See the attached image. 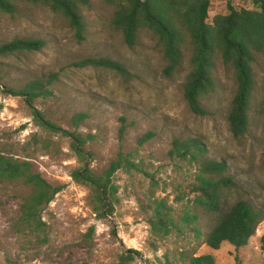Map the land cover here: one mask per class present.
<instances>
[{
  "label": "rangeland",
  "instance_id": "1",
  "mask_svg": "<svg viewBox=\"0 0 264 264\" xmlns=\"http://www.w3.org/2000/svg\"><path fill=\"white\" fill-rule=\"evenodd\" d=\"M90 1L81 39L61 16L43 6L22 7L21 16L14 18L0 17V42L14 37L45 41L40 51L24 56L19 67L10 68V81L19 87L48 72L58 73L53 94L36 99L35 107L68 130H72L70 120L75 113L87 114L78 131L93 135L87 147L92 152L90 166L102 171L120 150L130 152L136 161L143 160L144 170L154 177V196L177 208L176 217L181 209L175 202L176 186L182 178L168 152L172 139L179 136L200 137L209 156L224 161L237 183V191L229 199L240 197L264 214V58L255 71L248 133L245 139L236 140L226 120L236 89L232 72L219 67L215 90L202 99L203 113L190 112L183 95L186 72L172 76L163 73L164 61L154 49L155 40L148 31L140 33L139 43L128 49L111 23L112 7L103 0ZM224 5L225 0H213L210 15L222 11ZM103 56L123 64L128 75L103 67L74 65ZM3 88L0 87V151L26 158L34 171L49 183L62 185V190L43 210L42 218L49 225L48 241L36 246L13 226L19 203L12 194L20 187L0 182V264H121L119 257L123 253L131 254L133 259L122 264H165V255L173 260L174 250L182 249L186 242L169 238L158 243L147 221V202L141 195L149 179L118 171L115 179L119 202L114 214L98 218L89 205V188L76 183L70 175L81 163L73 156L69 139L41 130L34 124L23 95L4 93ZM121 117L126 126L123 139L119 137ZM149 131L154 136L138 144L137 139ZM35 133L55 140L58 155L29 145ZM201 221L204 226L205 219ZM90 227L91 246L84 241ZM263 233L261 222L243 247L223 244L212 250L203 245L198 252L211 254L216 264H264V250L260 248Z\"/></svg>",
  "mask_w": 264,
  "mask_h": 264
},
{
  "label": "trees",
  "instance_id": "2",
  "mask_svg": "<svg viewBox=\"0 0 264 264\" xmlns=\"http://www.w3.org/2000/svg\"><path fill=\"white\" fill-rule=\"evenodd\" d=\"M212 1L103 0L112 7L111 23L120 31L128 49L139 43L140 33L148 31L155 40L154 49L164 61L163 73L172 76L186 72L183 95L190 112L203 113L202 99L215 90L219 67L224 66L232 72L236 89L226 120L232 136L243 140L249 130L256 67L264 58V0H225L223 10L211 16ZM90 4V0H0V17L14 18L21 16L22 7L43 6L61 16L81 39L85 30V9ZM44 46L45 41L38 38L14 37L0 42V87H4V93L23 95L34 124L41 130L69 139V148L81 163L70 175L76 183L89 188V205L98 218L113 215L119 202L115 174L118 171L130 177L141 174L150 181L141 188V195L147 202V221L158 243L169 238H174L177 243L186 242L182 249L174 250L173 260L164 256L165 264H216L211 254L198 252L203 245L217 250L223 244L240 248L248 243L258 225L264 222V214L240 197L233 201L229 199L231 193L237 191V183L224 161L209 156L200 137L179 136L171 141L168 154L182 178L176 186L175 202L181 205L178 217L173 204L154 196V177L144 170L143 160L136 161L130 152L120 150L102 171L91 167L92 152L87 147L93 135L78 131L87 114L75 113L70 120L72 130H68L34 105L36 99H46L53 94L59 74L48 72L19 87L10 81V68L19 67L24 56L38 52ZM74 65L103 67L128 75L123 64L107 56L86 58ZM120 119L119 137L123 139L125 118ZM153 136L154 133L149 131L137 142L141 145ZM29 145L58 155L57 142L49 137L35 133ZM0 182L20 187L12 194L19 203V215L13 224L15 231L29 243L44 245L48 241L49 225L42 213L62 190V185L49 183L32 169L29 160L6 150L0 151ZM202 219L206 221L204 226H201ZM92 232L93 227H90L84 234V241L90 246ZM260 243L264 250V233ZM131 259V254L123 253L119 262L122 264Z\"/></svg>",
  "mask_w": 264,
  "mask_h": 264
}]
</instances>
